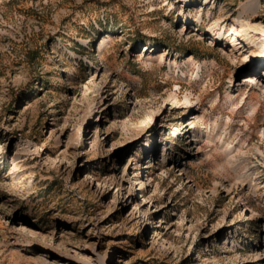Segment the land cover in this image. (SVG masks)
<instances>
[{
    "label": "rangeland",
    "instance_id": "374dc122",
    "mask_svg": "<svg viewBox=\"0 0 264 264\" xmlns=\"http://www.w3.org/2000/svg\"><path fill=\"white\" fill-rule=\"evenodd\" d=\"M0 264H264V0H0Z\"/></svg>",
    "mask_w": 264,
    "mask_h": 264
},
{
    "label": "bare ground",
    "instance_id": "6f19581e",
    "mask_svg": "<svg viewBox=\"0 0 264 264\" xmlns=\"http://www.w3.org/2000/svg\"><path fill=\"white\" fill-rule=\"evenodd\" d=\"M103 46V48H104V45H102ZM252 71H254V70H252ZM252 78L251 77H249V78H245V81H250Z\"/></svg>",
    "mask_w": 264,
    "mask_h": 264
}]
</instances>
